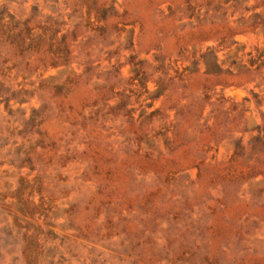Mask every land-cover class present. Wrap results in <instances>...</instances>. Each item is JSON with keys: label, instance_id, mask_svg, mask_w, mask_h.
<instances>
[{"label": "rangeland", "instance_id": "1", "mask_svg": "<svg viewBox=\"0 0 264 264\" xmlns=\"http://www.w3.org/2000/svg\"><path fill=\"white\" fill-rule=\"evenodd\" d=\"M0 264H264V0H0Z\"/></svg>", "mask_w": 264, "mask_h": 264}]
</instances>
